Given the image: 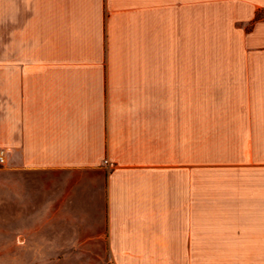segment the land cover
<instances>
[{"label":"crops","instance_id":"1","mask_svg":"<svg viewBox=\"0 0 264 264\" xmlns=\"http://www.w3.org/2000/svg\"><path fill=\"white\" fill-rule=\"evenodd\" d=\"M204 1L0 0V250L264 264V0Z\"/></svg>","mask_w":264,"mask_h":264},{"label":"rangeland","instance_id":"2","mask_svg":"<svg viewBox=\"0 0 264 264\" xmlns=\"http://www.w3.org/2000/svg\"><path fill=\"white\" fill-rule=\"evenodd\" d=\"M206 3L204 0H200V16H205ZM206 27L200 25V37H199V51L200 58L206 57L208 43L206 37ZM201 61V60H200ZM2 174L0 173V176ZM31 175V174H30ZM32 177L29 175H25ZM34 179L54 181V192L61 191L62 174L51 175L50 173H38L34 175ZM107 252H70V251H36V250H0V264H112L106 262Z\"/></svg>","mask_w":264,"mask_h":264}]
</instances>
